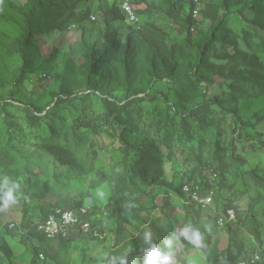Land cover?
<instances>
[{
    "label": "rangeland",
    "instance_id": "rangeland-1",
    "mask_svg": "<svg viewBox=\"0 0 264 264\" xmlns=\"http://www.w3.org/2000/svg\"><path fill=\"white\" fill-rule=\"evenodd\" d=\"M28 1L0 0V180L8 176L21 184L17 203L0 209V264H11L1 250L4 246L13 249V264H106L105 254L110 257L125 250L128 264H143V249L149 246L145 232H151L152 242L165 252L174 253L178 264H223L229 257L231 228L239 231L245 248L238 261L263 252L253 229L264 239V121L260 123L256 116L264 117V79L260 85L242 81L244 93L254 100L242 102L246 97L238 94L243 100L236 118L216 103L204 104L209 94L228 101L223 97L229 96L231 88L229 83L201 87L194 72L188 73L199 62L188 40L196 46L209 44L212 58L223 54L222 42L212 41V21L203 22L198 34L191 30L196 34L192 35L170 16L166 0H153L148 10L142 0H133L139 22L109 25L110 34L124 44L116 46L117 52L109 59L102 56L109 20L106 10L124 0H81L80 7L96 17L95 24L85 21L66 35L54 32L30 38L38 71L20 82V42L29 30L25 31L24 21L12 5L24 6ZM194 1L172 0L184 6V16ZM198 4L201 10L215 11L221 2L199 0ZM235 18L229 16L232 25L238 22ZM158 30L167 35V44L181 45L185 52L175 67V74L184 73L177 84L166 87V94L157 92V80L165 74L159 71L157 80L150 75L142 54L145 47L129 55L130 76L124 72L128 36L133 42L145 37L141 39L144 44ZM260 34L261 39L253 44L264 63V31ZM238 43L243 52L254 53L245 42L238 39ZM208 89L210 93L204 94ZM66 91L81 95L64 101L47 116L42 114V121L25 114L27 106L44 113L55 96ZM104 98L110 101L109 109ZM193 108L200 109L206 120V141H187L179 126L176 111ZM106 112H110L109 129L102 117ZM257 121L258 129L241 126ZM121 137L134 145L130 164L124 161ZM217 141L228 151L220 153ZM43 145L55 146L61 161L45 152ZM255 174L262 177L261 184ZM215 175L216 204L193 207L201 219L202 246L187 250L181 237L179 244L166 248L164 240L178 236L189 222V208L176 190L186 180L209 182ZM98 189L104 191L103 199L95 195ZM116 194L120 207L113 201ZM55 206L75 211L88 208L94 230L73 232L64 240L30 237L22 224L35 225ZM128 207L133 215L126 211ZM229 210L235 211L237 220L221 227L218 220L221 216L229 219ZM206 245L209 253L202 250ZM234 252L238 256L239 249Z\"/></svg>",
    "mask_w": 264,
    "mask_h": 264
},
{
    "label": "trees",
    "instance_id": "trees-1",
    "mask_svg": "<svg viewBox=\"0 0 264 264\" xmlns=\"http://www.w3.org/2000/svg\"><path fill=\"white\" fill-rule=\"evenodd\" d=\"M152 1L153 0H142V2L146 5L147 10L149 9ZM166 1L168 2V11L170 16L174 18V21H176L179 26H182L187 30L188 33L192 35L198 34V32L203 27V22L212 21L213 28L211 38L214 42H222V45L224 46L223 54H221L222 56H218L217 58H212L210 56L209 44L206 43L204 46H196L194 43L188 40L187 43L195 47L197 55L199 57L198 64L193 67L192 70H190L188 73L194 72L201 87H209L210 85L217 84H220V87H223L229 83V87H231L227 92L229 96L223 97L229 98L226 99L228 101L222 99L220 95L211 96L209 94L206 95L207 101H205L204 104L211 102L216 103L222 108H225L226 111L234 113V117L236 118V116H239L238 104H240L239 102L243 100V98H240L243 96L246 97V100L242 101H246V103L253 102L254 100L252 96L244 93V89L241 87V85L243 84L242 81L260 85V79H264L263 59L256 51L257 48L253 44L256 43L258 39H261L260 32L264 31V0H220L221 4L215 11H210L209 9H200L201 22H199V24H197V22L192 17V11L196 8L195 1L192 2V8L189 11L188 16H184L185 8L182 4L177 5L176 3L172 2V0ZM80 2L81 0H29L24 6H17V4L12 5V8L17 10L18 17H21L23 19L25 31L29 30L26 38H24L20 42L19 55L21 56L23 62V68L21 70L19 79L20 82L25 76L35 74L38 71V67H35L37 54L31 51V43L29 44L30 38L34 39L33 37L35 36L44 37L47 35H51L54 32H58L61 35H66L71 27L75 26V28H77L81 25V23H86L85 21H87L88 24H95L97 20L93 21L91 19L92 15L89 14V10L86 9L84 11L83 8H81L82 6L80 7ZM106 12H108L106 16L107 18H109V20H106V34L104 38L105 48L102 52V56L104 58L111 59L113 53L117 52L116 46L120 47L122 43L118 42L113 34H110V30L108 27L113 23H122L124 21H129L126 13L122 9V4H117V2H114L110 6V9L106 10ZM233 15L236 16L235 20H238L236 25H232L230 23L229 16ZM192 27H196V34L191 33ZM144 38L145 37L138 38L133 42L131 36H128L126 40V50L124 53V61L126 64L124 70L125 76H130L129 55L132 54L135 50L141 51L145 47V52L142 54H144L146 63L151 69L150 75L155 80H157L159 71L163 70L165 74V78L157 80V92L166 94V87H171L174 83L177 84L182 77L181 75L184 73L179 71L178 74H175V67L177 66L178 62L182 58H184V48L181 45L170 46V44H167V41H169V39L167 35L161 30H158V34L156 33L154 37L146 39L143 44L141 42V39ZM238 39L242 42H245L248 48L254 51V53L243 52V50L239 48ZM230 49H232V52H229ZM215 60H217L218 64ZM171 63L173 64L172 67L169 66ZM32 67H34V69H32ZM167 79H170L169 83H166ZM208 92L209 89L205 91L204 94H207ZM238 94H242L243 96L238 97ZM78 95L81 94H71L69 91L59 93L55 96V99L57 97L59 98L55 106L49 111H46V114L44 116H47L51 111L55 110L58 105L64 103V101L75 98ZM184 99L185 100H183V102H187V98ZM108 101V99L104 98L105 106L107 109H109L110 104V101ZM142 101L149 102V100L146 98H143ZM199 110L200 109L193 108L182 112L176 111L179 118V126L182 128L183 132H185L183 135L189 142H203L207 140V129H205L204 127L206 120ZM43 112H45V109L43 110ZM109 113L110 112H106L105 115H102L107 129H109L110 124ZM25 114L30 118H39V121H42V118H44V116L42 115L44 113L40 112L39 114L29 106L25 108ZM256 116L259 119L258 121H261L260 123L264 121V117L260 116L259 114H256ZM119 120L121 122L124 121L122 117H120ZM258 121L253 122L252 126H248L246 122H243L241 126L242 128L243 126H245V129H248L249 127L258 129V124H260L258 123ZM159 122L163 123V120ZM159 122L158 127L161 126V123L159 124ZM120 142L123 147L124 161L127 164H130V157L132 155L134 145H130L125 137H121ZM216 143L220 147V153L228 151L226 148L222 147L219 141H217ZM262 145L264 147V141H262ZM41 148H43L45 152L55 157L57 161H61V159L55 152V146L43 145ZM262 149L264 151V148ZM241 161L243 163H246L248 160L243 158V160ZM154 174H157V172L155 171ZM154 174L153 176L155 177L156 175ZM255 176L257 178L258 184H261V181L263 180L262 177H260L258 174H255ZM184 182L191 181L186 180ZM209 182L206 180L195 184H200L206 187L209 185ZM183 183L181 184L180 189H177L176 192L183 198V201L186 202L185 195L182 191ZM218 196L219 193L217 191L215 197L216 202L218 201ZM113 201L115 206L120 207L121 203L118 194L115 195ZM186 206H188L189 208V212L187 213L189 218L188 223H191L194 229H198L201 233V236H203V232L201 231V219L197 214V210L193 209L194 206ZM125 209L130 215H133V211L131 208L128 207ZM46 217H44L43 219H45ZM22 226L25 231H28V235L30 237H34L35 239H39L40 241L47 240L36 230L35 225L29 226L25 223L22 224ZM230 231L233 236L231 237V244L228 251L229 257L228 259L223 261V264H237L239 257L245 250V248L241 246L242 244L239 239V231L235 230L234 228H231ZM253 234L256 237L257 242L264 247V239L262 233L258 231L257 228H254ZM70 235H72V233ZM64 239L66 238H60L59 240ZM183 245L187 250H190L192 248H200L192 245L186 239L183 240ZM236 248L239 249L238 256H236L234 252V249ZM1 250L7 256L11 264H13L15 259L13 249L4 246L1 248ZM202 250L206 253H209L210 246H203ZM262 253L264 254V252Z\"/></svg>",
    "mask_w": 264,
    "mask_h": 264
},
{
    "label": "built area",
    "instance_id": "built-area-1",
    "mask_svg": "<svg viewBox=\"0 0 264 264\" xmlns=\"http://www.w3.org/2000/svg\"><path fill=\"white\" fill-rule=\"evenodd\" d=\"M198 3L199 0H195L196 8L192 11V17L197 22V24L201 22V13ZM122 9L126 13L130 23L136 24L139 22V17L133 5V0H124ZM91 19L93 21L97 20L95 16H91ZM191 30L195 32L196 27H193ZM89 92L90 91H87V93ZM58 99L59 98L57 97L46 111L52 109ZM46 111L43 115L46 114ZM216 182L217 175L211 178L209 185L206 187L200 184H194L192 182H184L182 191L186 198L185 204L202 208H211L214 204H216ZM90 213L91 212L88 210V208L85 207L75 211L66 207L55 206L49 209L48 215L45 219L40 220L35 224L36 230L49 241L59 240L60 238H68V236H70V234L73 232L89 233L94 230V217L91 216ZM227 215H229V219H227L226 216H221L219 218L218 223L221 227H226L229 221L235 222L237 220V215L234 210H229ZM11 227L17 228V225L13 224ZM39 257L42 260L45 259L43 253H41ZM237 264H264L263 253L256 252L251 256L241 258Z\"/></svg>",
    "mask_w": 264,
    "mask_h": 264
},
{
    "label": "clouds",
    "instance_id": "clouds-1",
    "mask_svg": "<svg viewBox=\"0 0 264 264\" xmlns=\"http://www.w3.org/2000/svg\"><path fill=\"white\" fill-rule=\"evenodd\" d=\"M21 184L15 180L10 179L8 176H4L0 180V209H7L10 206L17 203L18 197L21 192ZM95 195L103 199L105 193L103 190L98 189ZM87 203L91 204L89 199ZM188 240L189 243L196 247L202 246V236L198 229H194L191 223L186 224L179 235L176 237H170L164 240L166 248L171 249L174 244L180 243V238ZM144 241L149 246L143 249V264H178L175 259V254L172 252H165L156 243L152 242L151 232L144 233ZM128 251L125 250L123 254L108 256L105 254L106 264H128Z\"/></svg>",
    "mask_w": 264,
    "mask_h": 264
},
{
    "label": "crops",
    "instance_id": "crops-1",
    "mask_svg": "<svg viewBox=\"0 0 264 264\" xmlns=\"http://www.w3.org/2000/svg\"><path fill=\"white\" fill-rule=\"evenodd\" d=\"M75 27V26H74ZM68 34V33H67Z\"/></svg>",
    "mask_w": 264,
    "mask_h": 264
}]
</instances>
